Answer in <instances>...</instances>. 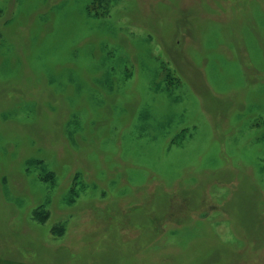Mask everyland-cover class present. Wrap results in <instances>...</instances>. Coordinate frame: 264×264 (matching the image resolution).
Masks as SVG:
<instances>
[{"label":"rangeland","instance_id":"1","mask_svg":"<svg viewBox=\"0 0 264 264\" xmlns=\"http://www.w3.org/2000/svg\"><path fill=\"white\" fill-rule=\"evenodd\" d=\"M192 2L0 0V264H264V0Z\"/></svg>","mask_w":264,"mask_h":264},{"label":"bare ground","instance_id":"2","mask_svg":"<svg viewBox=\"0 0 264 264\" xmlns=\"http://www.w3.org/2000/svg\"><path fill=\"white\" fill-rule=\"evenodd\" d=\"M193 2H192V4L194 5V4H199L200 5V2H201V0H192Z\"/></svg>","mask_w":264,"mask_h":264},{"label":"trees","instance_id":"3","mask_svg":"<svg viewBox=\"0 0 264 264\" xmlns=\"http://www.w3.org/2000/svg\"><path fill=\"white\" fill-rule=\"evenodd\" d=\"M40 213V212H39Z\"/></svg>","mask_w":264,"mask_h":264}]
</instances>
